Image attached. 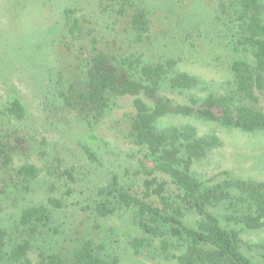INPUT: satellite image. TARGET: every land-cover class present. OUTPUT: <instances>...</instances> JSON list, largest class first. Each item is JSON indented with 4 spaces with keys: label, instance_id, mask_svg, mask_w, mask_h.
Here are the masks:
<instances>
[{
    "label": "trees",
    "instance_id": "trees-1",
    "mask_svg": "<svg viewBox=\"0 0 264 264\" xmlns=\"http://www.w3.org/2000/svg\"><path fill=\"white\" fill-rule=\"evenodd\" d=\"M14 1L17 5L7 11L18 16L24 0ZM114 1L106 5L104 0L101 8L108 11ZM120 1L119 13L126 17L133 0ZM219 12L222 30L231 39L227 43L220 36L218 44L238 55L223 92H203L206 81L180 66L187 57L146 56L154 50L153 24L150 13L136 5L128 28L138 46H151L131 56L106 51L95 35L84 33L76 12L65 10L62 22L88 51L85 71L71 79L62 74L43 96L48 119L68 114L88 125L105 117L120 99H133L128 138L139 154L122 178L113 175L95 186L93 215L106 220L129 214L146 238L162 240L165 253L176 250L177 264H254L246 250L263 251L264 262V244L243 240L247 231L264 229V183L226 172L225 180L210 184L192 173L196 162L222 147L217 128L264 135V0H221ZM213 43L218 46L216 39ZM29 119V109L14 91L0 98V198L13 203L31 199L7 220H2L6 209L0 206V264H116L94 238L72 241L70 249L60 243L56 224L64 195L56 197L57 183L74 182L77 168L63 169L65 160L56 154L54 164H44L47 176L41 181L43 169L30 160L37 131ZM194 123L217 128L201 135ZM83 150L88 160L98 161L91 148ZM143 240L133 241L137 252Z\"/></svg>",
    "mask_w": 264,
    "mask_h": 264
},
{
    "label": "rangeland",
    "instance_id": "rangeland-1",
    "mask_svg": "<svg viewBox=\"0 0 264 264\" xmlns=\"http://www.w3.org/2000/svg\"><path fill=\"white\" fill-rule=\"evenodd\" d=\"M103 1L24 0V9L15 16L7 10L18 2L0 0V98L7 99L14 91L29 109L30 127L37 131L35 151L30 160L43 169L41 181L47 176L44 164H54L56 154L65 160L61 165L63 169L77 168L74 182L65 179L57 183L56 197L64 195V208L56 224L60 243L70 249L72 241L94 238L104 246L108 261H116V264H177L173 258L176 250L171 247L169 253H165L162 240L146 238L129 214L120 213L106 220L93 215L97 199L95 186H103L113 175L122 178L139 154L128 138L130 118L134 115L133 99H120L105 117L90 125L68 114L53 121L48 119L47 110L44 111L43 96L48 86L54 85L62 74L70 79L73 75L81 77L80 71H85L88 58L83 41L69 32L61 17L65 10H74L84 33L95 35L98 45L106 51L140 55L143 50L148 52L151 45L138 46L134 42L128 28V15L136 5L141 6L150 13L153 24L154 47L151 48L154 50L146 56L187 57L180 66L206 81L203 92H207L206 89L223 92L221 88L228 87L231 61L238 55L232 47L218 44L220 36L227 43L231 39L218 19L221 0H133L126 17L119 13L120 0H115L108 11L101 8ZM105 1L110 5L113 0ZM214 39L218 46L213 43ZM172 99L187 103L180 95H173ZM194 124L201 135L217 128ZM217 130L223 140L222 147L196 162L192 173L210 184L225 180L226 172H231L236 179L264 183V135L253 136L220 127ZM83 146L91 148L97 162L86 158ZM46 192L44 190L41 195ZM30 200L27 198L26 202ZM26 202L13 203L0 198V206L6 209L2 220L9 219L19 206H26ZM243 238L245 244L263 245L264 229L247 231ZM136 239H144V247L139 252L132 245ZM245 254L254 264H264L263 251L246 250Z\"/></svg>",
    "mask_w": 264,
    "mask_h": 264
}]
</instances>
